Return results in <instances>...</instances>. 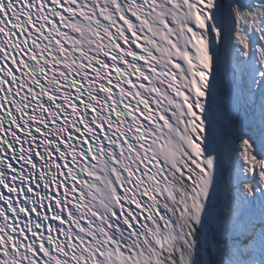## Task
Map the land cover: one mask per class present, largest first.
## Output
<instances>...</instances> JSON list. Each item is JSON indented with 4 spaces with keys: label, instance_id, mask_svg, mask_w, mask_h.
I'll use <instances>...</instances> for the list:
<instances>
[{
    "label": "snow or ice",
    "instance_id": "1",
    "mask_svg": "<svg viewBox=\"0 0 264 264\" xmlns=\"http://www.w3.org/2000/svg\"><path fill=\"white\" fill-rule=\"evenodd\" d=\"M0 264H264V0H0Z\"/></svg>",
    "mask_w": 264,
    "mask_h": 264
}]
</instances>
